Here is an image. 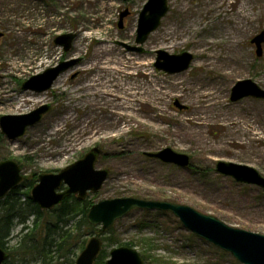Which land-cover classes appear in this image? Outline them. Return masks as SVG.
I'll use <instances>...</instances> for the list:
<instances>
[{
	"label": "rangeland",
	"instance_id": "374dc122",
	"mask_svg": "<svg viewBox=\"0 0 264 264\" xmlns=\"http://www.w3.org/2000/svg\"><path fill=\"white\" fill-rule=\"evenodd\" d=\"M146 2L0 0V118L50 107L39 123L14 140L0 129V163L14 162L24 178L12 198L24 203L40 175L58 174L97 147L103 156L95 170H108L109 176L99 191L87 195L92 204L116 198L171 202L264 236V190L215 171L218 162H231L264 177V100L230 101L238 81L251 80L264 90V43L260 58L250 43L264 32V0H168L160 27L138 46V14ZM125 10L129 14L119 28ZM60 36L72 37L68 52L55 45ZM124 46L141 47L143 52ZM106 47L112 50V60L135 65L120 62L117 70L99 69L106 61L101 54ZM157 51L189 53L194 59L188 70L168 75L154 67ZM11 60L17 62L13 69ZM67 60L78 63L49 90L21 88ZM95 79L101 85L108 82L107 90L124 100L92 93L87 88ZM9 93L29 101L19 112H6ZM164 149L188 156L189 169L145 156ZM32 221L26 222L29 229ZM94 228L86 242L100 229ZM20 230L15 221L10 251L19 242ZM104 236L106 256L98 264H105L112 249L127 244L145 264H239L168 213L133 210ZM81 251L75 248L69 256L74 263Z\"/></svg>",
	"mask_w": 264,
	"mask_h": 264
},
{
	"label": "water",
	"instance_id": "95a60500",
	"mask_svg": "<svg viewBox=\"0 0 264 264\" xmlns=\"http://www.w3.org/2000/svg\"><path fill=\"white\" fill-rule=\"evenodd\" d=\"M127 1V0H122ZM168 12L167 0H148L139 13L135 44L143 45L150 34L155 32L161 20ZM128 11L120 15L118 26L122 28V21ZM71 36L58 37L55 44L63 46L67 52L70 48ZM264 32L255 36L251 44L255 45V54L262 56ZM127 50L142 53L141 47L124 46ZM154 67L169 75L182 73L189 69L193 56L189 53L170 56L166 52L157 51ZM77 61L62 62L58 66L45 71L27 81L22 89L37 93L47 91L60 74L72 68ZM252 98L264 100V90L251 80L238 81L231 90V102ZM177 108L182 109L176 102ZM49 106H43L24 116H4L0 118V129L9 140H14L23 135L25 130L40 122L43 115L48 113ZM103 152L99 148L90 150L81 160L68 166L58 174L40 175L38 184L31 191V199L41 210L52 209L60 204L71 194L77 195L79 200H84L88 192L99 191L109 175L108 170H95V163ZM146 157L159 160L165 164L175 165L182 169L188 168L190 159L183 154L174 153L164 149L157 153H146ZM216 173L232 177L236 182L254 185L264 189V178L253 168L231 162H218ZM22 181L20 167L12 161L0 163V200L15 189ZM64 183L68 189L62 193L56 191ZM161 211L172 214L181 223L182 227L214 245L218 249L229 253L239 264H264V236L256 233L236 229L221 222L215 217L207 216L196 210L184 206L162 201H146L136 198H116L103 200L93 205L88 214L87 221L90 225L101 226L105 232L117 221L125 217L132 210ZM100 237L93 236L89 239L84 250L79 254L75 264H94L102 249ZM110 260L106 264H144L139 253L131 248L119 247L110 251ZM7 255L0 248V264H3Z\"/></svg>",
	"mask_w": 264,
	"mask_h": 264
},
{
	"label": "trees",
	"instance_id": "16d2710c",
	"mask_svg": "<svg viewBox=\"0 0 264 264\" xmlns=\"http://www.w3.org/2000/svg\"><path fill=\"white\" fill-rule=\"evenodd\" d=\"M32 185L30 183L29 187ZM14 194L13 191L0 201V247L8 255L4 264H10L12 259L14 264H74L69 256L74 254L75 248L83 249L85 237L95 230L86 221L92 203L70 197L51 211H41L29 196L24 203H16L18 199L12 198ZM29 218L33 220L31 229L26 226ZM15 221L21 226L20 238L10 251L7 244ZM69 223H72L71 228H68ZM102 239L104 243L108 241L104 235ZM105 256L102 250L96 263L102 262Z\"/></svg>",
	"mask_w": 264,
	"mask_h": 264
},
{
	"label": "bare ground",
	"instance_id": "6f19581e",
	"mask_svg": "<svg viewBox=\"0 0 264 264\" xmlns=\"http://www.w3.org/2000/svg\"><path fill=\"white\" fill-rule=\"evenodd\" d=\"M19 36H21V35H19ZM111 52H112V50L109 47H106L103 51H101V54L103 56L102 59L103 60L105 59L106 61H104L102 63V66L99 67V69H112V70H117L120 62L123 65L130 66V67H132L133 65H135L134 63L130 62V60H120L119 61V60L113 59L114 60L113 61L111 58H109L110 55H111ZM110 62H113V64H114L113 67L109 66V63ZM16 64H17L16 61H12L11 60V64L9 65L10 66V69H13ZM18 67H21V66L18 65ZM88 70H89V68H88ZM97 82H98V80L95 79L91 83V85L88 86V88L87 87H85V88H87L88 90H91V92L94 93V94L109 95L113 99L116 98V99H119V100H124L123 97L118 96L117 94H111V91L107 90V86L106 85H107L108 82L105 81V83L102 84V85L99 84L100 82L99 83H97ZM113 85L116 86L117 83L115 82ZM129 90H131V89L125 90L124 92L126 93ZM10 92H12V91L10 90ZM4 94H6V93H4ZM10 94L11 93H9V95H5V98H7V99L8 98H12V97H10ZM134 95H135L134 92H131V91L129 92V97L133 98ZM28 101H29V99L26 98L25 96L22 97L21 99H19V98L18 99L17 98H12L11 100H7L6 105H5V108H4V111L9 112V113L19 112L21 110V108H22V105L25 104ZM129 103H132V100H130ZM124 104H126V103H124ZM125 107H126L127 110H131L130 107H128V106H125ZM112 116L114 117L115 115L112 114ZM69 118H71V117H69ZM14 150L17 152L20 149L17 148V147H15ZM63 155H65V154H63ZM51 160H52V158H51Z\"/></svg>",
	"mask_w": 264,
	"mask_h": 264
},
{
	"label": "flooded vegetation",
	"instance_id": "af4514ba",
	"mask_svg": "<svg viewBox=\"0 0 264 264\" xmlns=\"http://www.w3.org/2000/svg\"><path fill=\"white\" fill-rule=\"evenodd\" d=\"M167 13H168V12H167ZM166 15H167V14H166ZM166 15H165V16H166ZM23 84H24V83H23ZM23 84H22V85H23ZM21 88H22V86H21ZM102 156H103V155H102ZM102 156H101V157H102Z\"/></svg>",
	"mask_w": 264,
	"mask_h": 264
}]
</instances>
